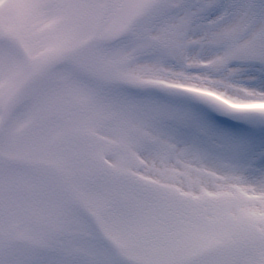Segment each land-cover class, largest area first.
Masks as SVG:
<instances>
[{"label": "snow or ice", "instance_id": "6c2138e0", "mask_svg": "<svg viewBox=\"0 0 264 264\" xmlns=\"http://www.w3.org/2000/svg\"><path fill=\"white\" fill-rule=\"evenodd\" d=\"M0 264H264V0H0Z\"/></svg>", "mask_w": 264, "mask_h": 264}]
</instances>
